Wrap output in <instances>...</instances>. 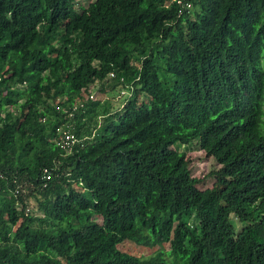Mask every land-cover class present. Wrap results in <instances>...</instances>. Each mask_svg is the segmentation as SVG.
Segmentation results:
<instances>
[{
  "label": "trees",
  "instance_id": "16d2710c",
  "mask_svg": "<svg viewBox=\"0 0 264 264\" xmlns=\"http://www.w3.org/2000/svg\"><path fill=\"white\" fill-rule=\"evenodd\" d=\"M0 264H264V0H0Z\"/></svg>",
  "mask_w": 264,
  "mask_h": 264
},
{
  "label": "rangeland",
  "instance_id": "374dc122",
  "mask_svg": "<svg viewBox=\"0 0 264 264\" xmlns=\"http://www.w3.org/2000/svg\"><path fill=\"white\" fill-rule=\"evenodd\" d=\"M123 94L124 92H121L120 95H117V93L103 95L101 97V100L109 101V104L111 103V101H113V104H117L121 100ZM98 97H100V94L98 95ZM197 147L198 146L194 144L192 147L177 148L184 155L182 163L185 165L189 164L191 176L200 179V183H198L197 185L198 189L205 190L213 187L214 185H219V182L214 178V176H210L209 173L219 169L220 166L216 164L214 159H212L205 150H199ZM236 225L238 224L236 223ZM118 248L122 252L136 255L141 258H147L149 256L155 255L159 250L167 251L169 245L162 244L153 249H146L136 246L131 242L125 241L124 243L119 245Z\"/></svg>",
  "mask_w": 264,
  "mask_h": 264
},
{
  "label": "built area",
  "instance_id": "2783aa9c",
  "mask_svg": "<svg viewBox=\"0 0 264 264\" xmlns=\"http://www.w3.org/2000/svg\"><path fill=\"white\" fill-rule=\"evenodd\" d=\"M74 139H73V137L72 136H66L65 137V141H64V146H66V147H69V146H71L72 145V143L74 142L73 141ZM50 175L45 171L44 172V177H45V179H49L50 177H49Z\"/></svg>",
  "mask_w": 264,
  "mask_h": 264
},
{
  "label": "clouds",
  "instance_id": "9594fccd",
  "mask_svg": "<svg viewBox=\"0 0 264 264\" xmlns=\"http://www.w3.org/2000/svg\"><path fill=\"white\" fill-rule=\"evenodd\" d=\"M212 158V157H211Z\"/></svg>",
  "mask_w": 264,
  "mask_h": 264
}]
</instances>
